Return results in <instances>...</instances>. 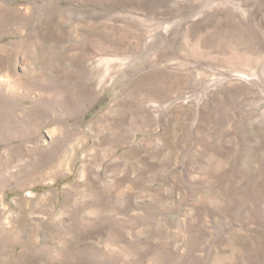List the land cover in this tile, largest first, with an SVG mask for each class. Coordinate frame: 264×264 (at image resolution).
<instances>
[{
  "label": "rangeland",
  "instance_id": "rangeland-1",
  "mask_svg": "<svg viewBox=\"0 0 264 264\" xmlns=\"http://www.w3.org/2000/svg\"><path fill=\"white\" fill-rule=\"evenodd\" d=\"M4 104L0 264H264V0H0Z\"/></svg>",
  "mask_w": 264,
  "mask_h": 264
},
{
  "label": "bare ground",
  "instance_id": "bare-ground-1",
  "mask_svg": "<svg viewBox=\"0 0 264 264\" xmlns=\"http://www.w3.org/2000/svg\"><path fill=\"white\" fill-rule=\"evenodd\" d=\"M7 92L12 94L11 90H7ZM37 108L33 105L26 113L23 109L4 104L0 107V119L4 122V125L0 126V129L5 133H12L13 137H15L16 132V138L20 136V138H23L22 140H27L30 133H37L41 127L48 123L41 119L35 120L31 118L30 114H36L38 112Z\"/></svg>",
  "mask_w": 264,
  "mask_h": 264
}]
</instances>
